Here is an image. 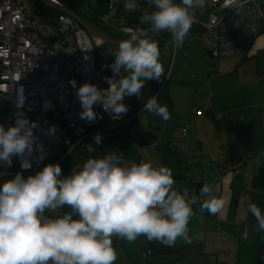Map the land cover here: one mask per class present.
<instances>
[{
	"label": "clouds",
	"instance_id": "1",
	"mask_svg": "<svg viewBox=\"0 0 264 264\" xmlns=\"http://www.w3.org/2000/svg\"><path fill=\"white\" fill-rule=\"evenodd\" d=\"M155 10L145 13L140 21L148 28L127 29L129 39L121 40L109 66L113 77L106 78L109 87L99 89L85 82L76 92L82 111L80 118L94 122V105H102L114 119L128 111L123 103L126 96H140L146 81H159L164 76L158 42L149 36L170 33L176 49L183 47L195 22V10L206 7L207 0H147ZM234 0H227L226 8ZM126 11L138 9L136 0H126ZM119 77L116 79L115 77ZM76 87L75 81L70 82ZM17 103L15 124L5 129L0 125V164L11 165L19 157L21 168L31 167L29 157L44 159L43 146L35 143L31 122ZM147 111L168 121L171 115L166 106L151 96L144 104ZM102 136L96 134L94 144L100 145ZM94 144L87 145L89 153ZM59 164H47L35 175L25 178L17 172L0 184V264H115L117 253L113 237L133 243L138 237L174 247L178 240L191 244L188 224L195 214L192 205L197 198L187 197L174 190L172 170L154 166L147 159L126 165L116 153L103 158H89L70 175L62 176ZM200 195L201 215L220 213L225 200L204 184ZM68 206L71 211L53 218L54 212ZM250 212L264 232V213L256 203H249ZM78 217V218H74Z\"/></svg>",
	"mask_w": 264,
	"mask_h": 264
},
{
	"label": "crops",
	"instance_id": "2",
	"mask_svg": "<svg viewBox=\"0 0 264 264\" xmlns=\"http://www.w3.org/2000/svg\"><path fill=\"white\" fill-rule=\"evenodd\" d=\"M257 3L264 12V0ZM108 40L119 44L124 39ZM155 40L161 47L164 76L146 81L139 97L124 98L128 111L122 116L119 135L100 133L102 141L118 142L108 154L116 153L126 165L147 157L154 166L170 168L174 190L182 193L208 184L226 203L216 215L207 211L201 215L205 197L194 195L195 214L188 224L191 244L178 240L176 246L167 247L143 236L133 243L113 237L115 264H264V232L258 231L255 217L247 212L248 204L256 203L264 213V19L248 50L223 60L210 57L191 31L180 49L170 33L158 34ZM103 44L101 39L98 49ZM107 57L99 68L114 62V55ZM160 87L157 102L167 107L168 121L143 112ZM188 122L192 127L185 143L192 150L164 153L173 129ZM97 147L105 151L102 144ZM102 154V158L108 155ZM245 227L248 234L242 238Z\"/></svg>",
	"mask_w": 264,
	"mask_h": 264
},
{
	"label": "built area",
	"instance_id": "3",
	"mask_svg": "<svg viewBox=\"0 0 264 264\" xmlns=\"http://www.w3.org/2000/svg\"><path fill=\"white\" fill-rule=\"evenodd\" d=\"M125 2L105 0V14L96 16L92 13L96 1L89 0L83 11L111 34L129 37L127 29L135 28L119 16ZM226 3L227 0H207L205 8L195 10L192 25L206 52L218 60L243 55L264 19L257 0H234L229 8ZM98 32L101 31L97 27L73 13L64 0H0V125L7 129L15 124L17 103L22 98L20 110L35 123V143L44 150L42 161L36 158V152L29 157L28 169L21 168L19 157H13L10 166L0 164V182L13 178L17 172L27 178L47 164H60L96 134L119 135L122 118L114 119L102 105L93 106L97 113L94 122L79 115L82 108L77 89L85 82L107 89L106 78L113 77L109 67L113 62L103 70L98 68L95 56L101 42ZM261 79L264 85V69ZM71 81H75V88ZM162 88L155 94L157 97ZM191 127L188 122L173 129L169 142L173 152L184 154L192 150L185 143ZM135 147L141 154V149ZM200 189H188L186 198L200 194ZM62 209L46 214L55 217L61 215ZM247 234L245 227L240 237Z\"/></svg>",
	"mask_w": 264,
	"mask_h": 264
},
{
	"label": "rangeland",
	"instance_id": "4",
	"mask_svg": "<svg viewBox=\"0 0 264 264\" xmlns=\"http://www.w3.org/2000/svg\"><path fill=\"white\" fill-rule=\"evenodd\" d=\"M136 3L138 5L137 11L129 12V11H126L124 9V13L128 17L134 16V15L135 16L139 15V22L140 23H139L138 26H133L135 29H137V28H148L149 25L141 23L140 18L145 13L150 14L152 11L155 10V8H154V6H152V7L147 6L145 10L141 11V3H147V0H136ZM91 34H93V33H91ZM98 34H99L100 38L103 40L104 44L100 47V49L96 50L97 51V55H95V56H96L98 65L99 64L102 65L104 63V61L106 60V58H108L107 56L114 55V53L118 50V44L117 43H112V42H110L108 40L114 34H112V35L111 34H104L102 32H98ZM193 34L196 35L197 31L195 30V32H193ZM118 37H121V36H118ZM121 38L124 39L123 37H121ZM120 41L121 40H119L118 42H120ZM160 48L161 47L159 46V49ZM101 136L103 137V135H101ZM103 141L101 142V144L105 148V151L98 149L97 145L94 144V138L90 141L91 144H94L93 145V147L95 149L94 152L89 153L87 151V148H83L84 146H81V147H78L77 149H75L73 151V153L71 154L70 158L63 164V166L65 168L62 169L61 175L62 176L70 175L72 170H77L78 171L80 168H82L83 164L89 158H102V155H103L102 152H105V154H108V152L113 150L115 148V145L118 143L115 140L108 141L107 143L103 142ZM63 211H65V210L63 209Z\"/></svg>",
	"mask_w": 264,
	"mask_h": 264
},
{
	"label": "trees",
	"instance_id": "5",
	"mask_svg": "<svg viewBox=\"0 0 264 264\" xmlns=\"http://www.w3.org/2000/svg\"><path fill=\"white\" fill-rule=\"evenodd\" d=\"M96 1V5L94 7H92V13L96 16H100V15H103L105 14L106 12V6H105V0H95ZM65 4L70 8V10L75 13L76 15L78 16H81L82 18H84L85 20H87L89 22V24H92L93 26L97 27L98 30H100L102 33L104 34H111L110 31L106 30L105 28H102L101 26H99L96 22V20L93 18V17H89L84 11H83V8L85 6H87L89 4V0H64ZM143 5V3H141V6ZM90 8V7H89ZM124 6L121 7L120 11H119V16L121 17H124L125 20L127 21V24L128 25H131V26H134L133 23H134V19L131 21L130 20V17H133V16H130L128 17L125 13H124ZM135 16V15H134ZM137 19H138V25H139V15L137 16ZM137 25V26H138ZM194 28L191 27L190 31L193 33L195 32V30H193ZM112 35V34H111ZM149 36H151L153 39H156L158 35H154L153 33L149 32ZM113 37H116L118 38V36H115L113 35ZM130 37V36H129ZM129 37H123L124 40L125 39H128ZM122 39V38H121ZM96 55H97V52H96ZM101 67V65L99 64L98 65V68ZM101 69V68H99ZM95 136V135H94ZM91 137L90 139H87L86 141L83 142V144L81 146H84L86 144H88L93 138ZM162 151H164V153H169V154H172V155H176L178 153H175L173 152L170 147H169V144L167 147H163L162 148ZM73 153V152H72ZM71 153V154H72ZM71 154H69L63 161H61V163L59 164L61 166V169L65 168L63 166V164L70 158ZM3 183V182H1ZM63 209L65 211H63ZM62 209V213L61 215H63L65 212H69L71 211V209L68 207V206H64ZM47 215V214H46ZM74 218H76L74 216Z\"/></svg>",
	"mask_w": 264,
	"mask_h": 264
},
{
	"label": "water",
	"instance_id": "6",
	"mask_svg": "<svg viewBox=\"0 0 264 264\" xmlns=\"http://www.w3.org/2000/svg\"><path fill=\"white\" fill-rule=\"evenodd\" d=\"M147 6H148V2H147V3H143V5L141 6V11L145 10ZM133 19H134V23H133V25H134V26H137V25H138V19H137V16L130 17V20H131V21H132ZM208 55L211 57L210 54H208ZM144 144H146V143H144Z\"/></svg>",
	"mask_w": 264,
	"mask_h": 264
}]
</instances>
